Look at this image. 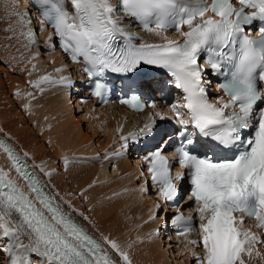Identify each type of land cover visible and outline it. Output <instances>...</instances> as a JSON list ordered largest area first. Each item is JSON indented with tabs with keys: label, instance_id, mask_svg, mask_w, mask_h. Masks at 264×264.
I'll return each mask as SVG.
<instances>
[{
	"label": "snow or ice",
	"instance_id": "6c2138e0",
	"mask_svg": "<svg viewBox=\"0 0 264 264\" xmlns=\"http://www.w3.org/2000/svg\"><path fill=\"white\" fill-rule=\"evenodd\" d=\"M30 3L42 17L38 21L41 29H53L45 44L53 47L55 37L74 62H83V71L94 80L93 95L101 100L107 94L102 78L109 71L126 75L144 65L166 70L170 79L165 83L182 94V103L170 105L178 127L169 130L150 118L136 132L121 137L123 148L130 151L141 140L157 142L144 159L149 161L148 172L163 202L156 205L158 211L175 205L181 183L188 182L186 199L192 202L190 210L197 214L199 223L196 225L195 217H185L182 212L172 222L181 229L178 235L186 238L194 227L198 228V239H188L186 245L196 264H249L253 256L259 257L256 246L264 244V239L244 227V217L253 219L256 228L264 232V107L258 111L256 107L257 101L264 99V88L259 86L264 83V0ZM124 17L136 21L162 42L145 43L144 37L127 30ZM5 22L7 27L0 28L6 34L4 50L15 48L21 61L30 63L36 56L29 59L25 53L31 54L38 43L31 13L20 10L17 0H0V24ZM169 31L182 39H169L165 35ZM202 54L207 69L198 62ZM208 69L225 77L217 88L223 90L227 101L220 98L213 103L209 99L211 81L205 78ZM30 83L33 87L44 83L72 86L71 78L63 76L59 80L43 76ZM153 87V83L140 85L141 89ZM121 103L134 109L145 107L138 95ZM155 116L161 122L169 119L159 112ZM197 135L211 143L200 142ZM177 137L179 143L173 155L183 171L173 176L161 145L167 146ZM237 146L235 153L221 154L222 149ZM0 151L10 161L9 171L0 167V253L6 256L5 264H117L108 247L125 264H131L116 241L103 237L102 244L79 225L72 218L76 210L70 203L71 211H64L63 205L68 202L49 189L35 165L28 164L27 153L21 155L4 140H0ZM64 163H69L67 158ZM12 170L26 183L28 192L11 178ZM40 172L46 177L52 175L43 168Z\"/></svg>",
	"mask_w": 264,
	"mask_h": 264
},
{
	"label": "bare ground",
	"instance_id": "6f19581e",
	"mask_svg": "<svg viewBox=\"0 0 264 264\" xmlns=\"http://www.w3.org/2000/svg\"><path fill=\"white\" fill-rule=\"evenodd\" d=\"M17 3L20 10H27L25 2L17 0ZM31 20L32 27H39L42 31V39L37 36L38 43L31 54L25 53L29 59L32 55L37 57L30 63L27 60L22 62L15 48L4 50L6 34L0 32V61H3L0 62V132L28 154L39 172L41 168L52 172L50 177L41 172L40 175L51 191L58 192L62 201L68 202L63 205L64 210L71 211L68 208L70 203L76 210L71 215L97 233L102 243L103 237L124 242L120 249L128 254L131 264H168V251L161 246L163 221L157 220L152 210L153 196L146 177L141 176V170L132 164L126 152L116 155L114 150L116 140L136 124L138 118L122 108H105L108 111L100 113L99 118L88 117L87 113L82 115L81 107L76 110L70 98L71 88L61 84H41L40 95L29 89L27 80L36 82L46 76V71L53 80H59L61 76L71 78L76 74L75 70L70 72V65L56 51L46 58L53 60L52 66L46 65L47 60L39 46H48L45 41L50 33L45 27L41 29L33 16ZM7 23L0 24V28L7 27ZM13 56L16 59H12ZM57 69L62 71L57 72ZM14 72L21 76L14 75ZM14 93H18L14 95L15 99L11 96ZM21 106L28 113V118L20 110ZM86 117L89 118L87 125ZM33 124L37 126L36 131ZM64 154L66 157H62ZM88 156L92 157V166H84L81 161ZM65 158L69 161V168L61 170L57 163L64 167ZM0 164L10 170L9 160L2 151ZM78 164L82 166H76ZM109 164H113L112 173L108 172ZM80 191L82 195H88L87 203L78 198ZM108 195V200H105ZM85 208H88L87 220L84 214L78 215ZM108 250L121 264H125L114 250L110 247ZM183 251H178L181 258L186 255L188 262L191 261V252L183 254ZM249 264H264V259L253 256Z\"/></svg>",
	"mask_w": 264,
	"mask_h": 264
},
{
	"label": "rangeland",
	"instance_id": "374dc122",
	"mask_svg": "<svg viewBox=\"0 0 264 264\" xmlns=\"http://www.w3.org/2000/svg\"><path fill=\"white\" fill-rule=\"evenodd\" d=\"M41 47H44V46H42V45H40ZM39 46V47H40ZM41 47L39 48L40 49V52H43V50L44 49H41ZM42 54V53H41ZM43 55V54H42ZM44 57V56H43ZM47 58V57H46ZM45 57H44V59H46ZM35 59H37V57L35 58ZM47 60V63H48V66H52V64H53V60H51V59H46ZM50 60H51V62H50ZM70 72H73V71H71V69H70ZM12 96V98H15V96H14V94H12L11 95ZM19 104V103H18ZM20 105V104H19ZM41 107V106H40ZM39 107V108H40ZM24 114H25V110L22 108V110H21ZM82 115H84V113L82 112L81 113ZM81 115V116H82ZM25 116L28 118V115L27 114H25ZM28 121H30L29 119H28ZM33 122H34V120H33ZM87 123H88V120L86 119L85 120V124L87 125ZM32 127L33 128H35V131H36V128H37V126H35L34 124L32 125ZM101 134H104V132L103 131H101L100 132ZM39 135H40V137H42V135H41V132H39ZM49 143V142H48ZM47 143V144H48ZM66 165L64 164V167H65ZM59 167H61V165L59 166ZM61 170H63V169H61ZM82 195V194H81ZM77 196L79 197V192H78V194H77ZM121 199H123V197L121 198ZM105 200H108V198L106 197L105 198ZM161 238L163 239V236H161ZM123 244H124V242H123ZM162 246V245H161ZM162 249H164L163 247H162ZM167 249V248H166ZM167 251H168V253L170 252L171 253V251L169 250V249H167ZM180 254H181V252H178V254H177V251H173V254H168V264H191L190 262H188V260H187V258H186V256H183L182 258H181V256H180ZM263 257V259H264V256H262L261 255V257L260 258H262ZM193 264V263H192Z\"/></svg>",
	"mask_w": 264,
	"mask_h": 264
}]
</instances>
